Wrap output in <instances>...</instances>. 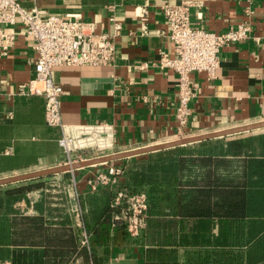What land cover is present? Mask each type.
Here are the masks:
<instances>
[{
  "label": "crops",
  "instance_id": "crops-1",
  "mask_svg": "<svg viewBox=\"0 0 264 264\" xmlns=\"http://www.w3.org/2000/svg\"><path fill=\"white\" fill-rule=\"evenodd\" d=\"M166 1L191 3L192 25L209 31L222 32L243 21L252 25L248 38L221 48L214 78L207 79L204 73L192 74L197 88L189 103L191 114L183 137L264 121V0H252L251 4L248 0H19L26 8L80 14L84 21L96 23L99 32L111 30L110 17L121 23L112 64L58 66L52 70L53 81L62 88L60 112L64 123L112 124L115 151L120 152L179 139L175 134L177 75L169 68L158 66L159 52L172 55L173 51L161 12ZM4 30L14 34V45L8 55L0 53V179L52 168L64 161L57 142L59 130L49 127L44 120V98L16 93L18 83L27 82L35 74L32 41L19 24L6 25ZM199 143L177 147H187L188 153H194ZM159 151L162 150L115 161L123 167L117 185L123 186L127 181L132 185L133 172L152 163ZM106 168L89 166L62 173L70 174L75 180L84 221L92 211L104 206L105 195L114 193L118 187L89 190L86 179ZM200 175V167L190 165L184 168L180 178L193 180ZM27 181L15 184H41L27 194L43 189L40 181ZM39 195L33 198L27 195L13 207L24 217L41 216L57 230L65 221H69L71 229H76V217L68 210L70 200H46ZM163 210L168 211L166 207ZM67 232L66 229L63 238L68 236ZM129 240V244L112 247L106 254L99 248L94 253L102 258L103 264H143L145 245L140 240ZM82 247L91 253L90 240L88 246ZM13 250L8 247L1 261L10 262ZM70 258L63 264H95L91 258L87 263L72 254Z\"/></svg>",
  "mask_w": 264,
  "mask_h": 264
},
{
  "label": "trees",
  "instance_id": "trees-1",
  "mask_svg": "<svg viewBox=\"0 0 264 264\" xmlns=\"http://www.w3.org/2000/svg\"><path fill=\"white\" fill-rule=\"evenodd\" d=\"M214 142H200L194 153L187 147L159 151L152 163L133 172L132 185H123L147 195L146 224L134 239L145 245L143 264L264 262V133L230 139L226 147ZM190 165L200 167L201 175L182 181L180 175ZM39 187L17 183L0 189V260L11 246L10 264H63L71 254L83 263L91 258L103 264L94 249L106 254L129 244L125 223L112 217L120 211L111 205L113 193L105 195L104 206L89 219L82 217L91 245L88 253L80 246L78 226L71 229L65 221L57 230L41 216L24 217L15 211L13 203Z\"/></svg>",
  "mask_w": 264,
  "mask_h": 264
},
{
  "label": "built area",
  "instance_id": "built-area-1",
  "mask_svg": "<svg viewBox=\"0 0 264 264\" xmlns=\"http://www.w3.org/2000/svg\"><path fill=\"white\" fill-rule=\"evenodd\" d=\"M252 0H248L251 4ZM191 3L172 4L165 2L161 12L168 28V37L173 51L159 52L158 66L169 68L177 75L175 134L178 138L185 135L191 109L190 101L196 95L197 82L192 79L194 73H204L207 79L215 77L219 65L221 48L230 43H238L249 37L251 23L243 21L229 26L222 32H214L195 27L190 21ZM249 8L246 13H249ZM109 32L97 31L94 22L84 21L80 14L48 13L36 8H26L19 0H0V53L8 55L14 45V34L4 30L6 25H21L23 33L31 39L35 52L33 63L34 77L27 82L18 83L19 95H40L44 98V120L49 127L59 130L58 145L64 154L61 165L111 155L115 151V129L106 122L66 124L60 112L62 88L52 78V70L58 66L110 65L116 56V36L121 23L113 17ZM131 149H125L128 151ZM104 171H98L86 179L90 191L99 186L114 187L123 167L117 162H107ZM111 205L120 207L113 219L122 220L129 236L139 237L145 227L148 209L147 195L144 191H130L117 185ZM67 199L71 201L68 210L76 217V226L80 230V245L88 246L89 236L83 223V210L78 201L75 180L67 190ZM0 264H10L2 262ZM260 264H264L260 263Z\"/></svg>",
  "mask_w": 264,
  "mask_h": 264
},
{
  "label": "water",
  "instance_id": "water-1",
  "mask_svg": "<svg viewBox=\"0 0 264 264\" xmlns=\"http://www.w3.org/2000/svg\"><path fill=\"white\" fill-rule=\"evenodd\" d=\"M259 128H264V121L256 122V123H252L248 125H242L238 127H233V128L225 129L221 131H214V132L200 134V135L182 137V138L169 141V142H165V143L146 146V147H142L138 149H132L128 151H121V152H117V153L103 156V157H98V158H93V159H89L85 161L76 162L71 165H58V166L48 168V169L13 175V176L0 179V186L11 184V183H16V182H22L26 180H31V179H36V178L49 176L53 174L68 172V171H72V170L79 169V168L95 166V165L102 164V163L121 160V159L128 158L134 155L142 154V153H148V152H153V151H158V150H163V149H168V148H174L177 146H184V145L195 143V142H201V141H205V140H209L213 138L224 137L227 135L241 133V132L250 131V130L259 129Z\"/></svg>",
  "mask_w": 264,
  "mask_h": 264
},
{
  "label": "rangeland",
  "instance_id": "rangeland-1",
  "mask_svg": "<svg viewBox=\"0 0 264 264\" xmlns=\"http://www.w3.org/2000/svg\"><path fill=\"white\" fill-rule=\"evenodd\" d=\"M262 133H264V128L255 129V130L246 131V132H241V133H237V134L227 135V136H224L221 138H216L218 140L214 139L215 142L213 143V146L226 147L227 141H229L230 139L246 138V137H250V136L259 135ZM235 165H236V163H234L232 168H234ZM67 175L68 174L58 173V174L44 176V177L33 179V180H28V181H40L43 184V189L41 191L33 192L32 194H26V195H29V197L33 198L37 194L40 193L39 196L42 197L43 199H46V200H51L52 198L66 199L67 198V190L69 189V187L71 186V183H72V176L70 174L68 176ZM27 197L28 196H26V198ZM17 202L18 201H15L13 204H16ZM14 209L17 212H20L18 209H16V208H14ZM0 263H2L1 260H0Z\"/></svg>",
  "mask_w": 264,
  "mask_h": 264
}]
</instances>
